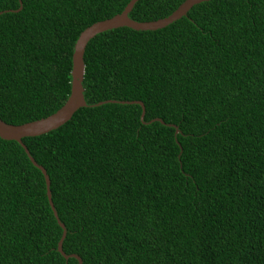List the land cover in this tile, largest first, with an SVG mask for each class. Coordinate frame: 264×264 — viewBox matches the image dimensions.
Instances as JSON below:
<instances>
[{"label": "trees", "instance_id": "obj_1", "mask_svg": "<svg viewBox=\"0 0 264 264\" xmlns=\"http://www.w3.org/2000/svg\"><path fill=\"white\" fill-rule=\"evenodd\" d=\"M182 1L137 0L128 17L163 18ZM127 2L0 0V119L58 109L78 34ZM82 62L85 105L21 139L48 176L62 251L81 264H264V0L102 31ZM131 100L142 120L119 102ZM60 233L41 172L0 138V264H77L56 251Z\"/></svg>", "mask_w": 264, "mask_h": 264}, {"label": "water", "instance_id": "obj_2", "mask_svg": "<svg viewBox=\"0 0 264 264\" xmlns=\"http://www.w3.org/2000/svg\"><path fill=\"white\" fill-rule=\"evenodd\" d=\"M136 1L137 0H128V2L125 4L121 12L114 14L109 18L92 23L91 25L84 28L78 34L74 42V46H73V50L71 54V70H70L71 80H70L69 94L67 98L65 99V101L63 102V104L58 109H56L53 113L45 117H41V118H38L32 121L24 122L18 125L8 124L0 119V138L4 140L16 141L22 147L24 153L26 154L31 164L34 167H36L43 176L44 185H45V194H46L48 205L52 211V215L57 225L61 229L60 236L56 243V251L59 252V254L65 260L68 257L75 258L77 261V264H81V260L76 254H73V253L65 254L61 249V243L65 236L66 230L64 228V225L58 219L56 211L51 202L48 176L44 168L40 166L39 164H37L36 161H34V159L30 156L27 148L25 147L21 139L23 137H28V136H37V135L46 133L50 130H53L59 127L71 117V115L73 114L75 110L85 105V102L83 100V87H82V79H83L82 55H83L85 44L95 34L105 31V30L112 29V28L121 27V26L129 27L134 30L159 29L171 23L172 21L178 19L179 17L185 15L187 10L192 5L203 2V1H207V0H184L166 17L159 18L156 20H151V21H136L128 17V13L130 9L132 8V5ZM18 4H19L18 8L11 10V11H18L20 9V4H21L20 0H18ZM109 101L117 102L114 100L113 101L105 100L104 102H109ZM119 102L128 103V104H131V103L138 104L141 108L139 119L142 120L143 114H144V106L142 102L137 101V100L119 101ZM101 103L102 102H98L94 105H98ZM152 120H158V119L154 118ZM170 125L174 127V134L177 133L176 126L173 124H170ZM177 157H179V155H177Z\"/></svg>", "mask_w": 264, "mask_h": 264}]
</instances>
